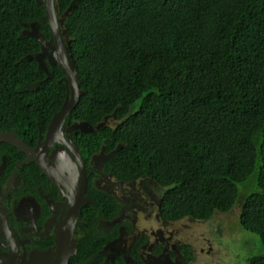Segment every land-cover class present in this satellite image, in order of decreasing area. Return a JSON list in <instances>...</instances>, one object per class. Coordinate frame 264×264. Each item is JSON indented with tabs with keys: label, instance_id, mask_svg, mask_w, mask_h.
I'll list each match as a JSON object with an SVG mask.
<instances>
[{
	"label": "trees",
	"instance_id": "trees-1",
	"mask_svg": "<svg viewBox=\"0 0 264 264\" xmlns=\"http://www.w3.org/2000/svg\"><path fill=\"white\" fill-rule=\"evenodd\" d=\"M44 14L35 0H0V128L34 129L63 101L60 68L44 79L24 58L39 42L20 36L23 24L48 37ZM65 22L84 90L72 116L96 123L117 109L121 121L85 134L91 150L123 142L112 170L167 186L170 217L240 204L264 245V0H78Z\"/></svg>",
	"mask_w": 264,
	"mask_h": 264
},
{
	"label": "flooded vegetation",
	"instance_id": "flooded-vegetation-1",
	"mask_svg": "<svg viewBox=\"0 0 264 264\" xmlns=\"http://www.w3.org/2000/svg\"><path fill=\"white\" fill-rule=\"evenodd\" d=\"M63 101L42 122L36 118L34 129L0 128L23 144L0 139V264H251L264 255L261 245L246 238L240 212L237 221L230 219L235 207L207 217H170L161 209L167 186L147 174H116L109 160L118 150L92 159L102 146L108 154L124 143L108 149L101 139L91 150L85 134L101 128L73 129L86 120L72 110L49 129ZM141 177L134 186L124 184Z\"/></svg>",
	"mask_w": 264,
	"mask_h": 264
},
{
	"label": "water",
	"instance_id": "water-1",
	"mask_svg": "<svg viewBox=\"0 0 264 264\" xmlns=\"http://www.w3.org/2000/svg\"><path fill=\"white\" fill-rule=\"evenodd\" d=\"M37 3L43 5L45 14L44 19L46 20V27L49 30V39H46L44 35L39 31V23L33 21L30 23H24L23 30L20 33V36L29 35L36 38L40 45V50L35 53L27 54L25 59H34L37 62L38 68L42 69L46 73V78L49 77V70L47 64L58 65L62 71L61 81L64 82L66 88L65 99L57 111L54 114L49 129L60 123L61 120L72 110L76 105L79 96L84 93V90L80 87V76L75 64V61L72 57L70 42L74 37L67 32L65 19L69 17L73 11L75 4L78 0H72L67 8L64 10L60 9L59 0H35ZM50 49V52H48ZM115 109L111 114L105 115L100 121L92 125L86 121H78L73 123V129H79L82 132L94 133L98 129L111 126L113 128V121L116 118ZM120 121H116L118 125ZM13 133L3 134L0 132V139L5 140L9 143L17 145L20 148H23V144L18 139H13ZM122 143H118L117 146L108 154L105 152V147L102 146L99 153L92 156L94 159L95 156H98L100 159H105L113 156L117 150L120 149ZM144 177L139 178L133 182H124L125 186L130 187L134 186L136 183L140 182ZM156 213L159 214L161 219V214L159 212V202L155 204ZM169 224H174L170 221Z\"/></svg>",
	"mask_w": 264,
	"mask_h": 264
},
{
	"label": "rangeland",
	"instance_id": "rangeland-1",
	"mask_svg": "<svg viewBox=\"0 0 264 264\" xmlns=\"http://www.w3.org/2000/svg\"><path fill=\"white\" fill-rule=\"evenodd\" d=\"M250 185H251V181L250 182H248V183H246L245 185H242L241 186V195H240V202H242V200H243V197L246 195V193L248 192V190H249V188H250ZM240 212V204H237L236 206H235V208H234V211H232L231 213H230V215H229V217H230V219L232 220V221H237V214ZM245 236H246V238L249 240H252V243H253V245H261V249H262V251L264 252V245L261 243V241H260V239H259V237L257 236V235H255L254 233H252V232H249V231H245ZM251 243V244H252ZM230 245V243L229 242H227V246H229ZM232 250V249H231ZM234 250V249H233ZM232 250V251H233ZM234 252V251H233ZM233 254L234 253H231V255H232V257H233ZM242 257L243 256H241V258H239V259H242ZM234 258V257H233ZM242 263L241 264H245L243 261H241Z\"/></svg>",
	"mask_w": 264,
	"mask_h": 264
}]
</instances>
